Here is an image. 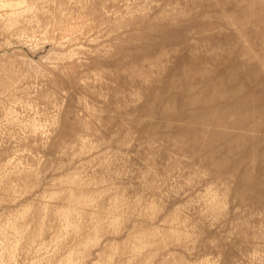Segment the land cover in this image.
Returning a JSON list of instances; mask_svg holds the SVG:
<instances>
[{
	"label": "rangeland",
	"instance_id": "374dc122",
	"mask_svg": "<svg viewBox=\"0 0 264 264\" xmlns=\"http://www.w3.org/2000/svg\"><path fill=\"white\" fill-rule=\"evenodd\" d=\"M0 264H264V0H0Z\"/></svg>",
	"mask_w": 264,
	"mask_h": 264
}]
</instances>
